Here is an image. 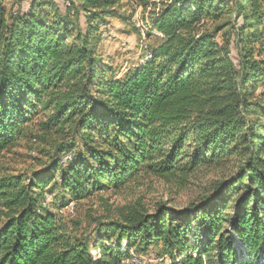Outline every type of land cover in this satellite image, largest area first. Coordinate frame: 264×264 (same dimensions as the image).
Listing matches in <instances>:
<instances>
[{
    "label": "trees",
    "instance_id": "16d2710c",
    "mask_svg": "<svg viewBox=\"0 0 264 264\" xmlns=\"http://www.w3.org/2000/svg\"><path fill=\"white\" fill-rule=\"evenodd\" d=\"M135 3L160 4L156 33L117 75L96 47L122 0H0V264H264V0ZM30 126L42 155L17 170ZM199 168L220 175L181 207L79 232L51 208Z\"/></svg>",
    "mask_w": 264,
    "mask_h": 264
},
{
    "label": "rangeland",
    "instance_id": "374dc122",
    "mask_svg": "<svg viewBox=\"0 0 264 264\" xmlns=\"http://www.w3.org/2000/svg\"><path fill=\"white\" fill-rule=\"evenodd\" d=\"M26 1L6 0V7L15 9ZM122 4L123 12L130 14L129 18L123 19L120 14L111 17L96 47V52L101 54L105 62H110L117 75L123 74L128 67L144 57L143 45L152 42V34L156 33V30L151 31V34L147 33L152 25L151 10L157 11L160 7L157 3L156 6L148 5L143 8L137 5L135 0H122ZM205 25L210 27L212 24L206 22ZM232 55L235 56L234 51ZM34 131V126H30L28 135L20 138L4 157V160L17 170H26L36 165L37 159L42 155L39 151L41 144L33 134ZM219 175L220 171L214 168H199L186 175L155 176L140 173L122 187L94 190L79 199L68 200L66 207L51 208L61 213L69 228L78 232L87 231L94 218L115 217L130 207L150 211L157 202L181 207L202 195ZM52 195L53 193L47 192L45 197L53 198ZM135 258L131 256L125 261L129 262ZM136 262L143 264L144 260L136 259L134 263Z\"/></svg>",
    "mask_w": 264,
    "mask_h": 264
},
{
    "label": "bare ground",
    "instance_id": "6f19581e",
    "mask_svg": "<svg viewBox=\"0 0 264 264\" xmlns=\"http://www.w3.org/2000/svg\"><path fill=\"white\" fill-rule=\"evenodd\" d=\"M137 263V262H136ZM137 264H142V262H139V263H137Z\"/></svg>",
    "mask_w": 264,
    "mask_h": 264
},
{
    "label": "built area",
    "instance_id": "2783aa9c",
    "mask_svg": "<svg viewBox=\"0 0 264 264\" xmlns=\"http://www.w3.org/2000/svg\"><path fill=\"white\" fill-rule=\"evenodd\" d=\"M135 21V20H134ZM144 263H146V261H144Z\"/></svg>",
    "mask_w": 264,
    "mask_h": 264
}]
</instances>
